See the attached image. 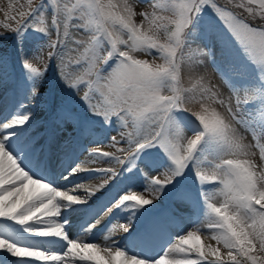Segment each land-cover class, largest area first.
<instances>
[{
	"label": "snow or ice",
	"instance_id": "snow-or-ice-1",
	"mask_svg": "<svg viewBox=\"0 0 264 264\" xmlns=\"http://www.w3.org/2000/svg\"><path fill=\"white\" fill-rule=\"evenodd\" d=\"M138 2L147 3L148 0ZM259 4L264 9V0H259ZM229 5L243 8L239 0H228V4L222 6H218V0H181L180 3L170 5L173 18L161 17L168 20L167 24L154 26L151 18L156 16V12L143 13L149 25L145 30L142 23L134 21L135 12L127 0L123 5L124 14L115 10L119 6L112 0H107V3L104 0H84L81 6L83 17H90L95 26L89 44L94 49H99L102 44L106 45V55L99 56L98 60L105 66L110 61L114 63L106 76L103 75V68L97 69V82L104 81L102 87L110 96V101L103 110H97V105L88 102L86 93L80 97L85 104V112L74 114L70 110L69 98L62 102L63 116L76 125L79 138L87 137L91 140H104L106 128L120 133L126 118H130L137 127L142 123L159 121L162 129L167 125L175 131V136L169 138L163 130H154L135 141L128 140L127 134L122 133L124 142L129 143L130 147L135 145V151L129 156L121 158L98 149H87L90 159L86 161L91 163L101 158L114 161L123 165L120 172L114 168L84 169L79 163L61 177L68 180L81 171L93 172L97 178H103L95 186L77 184L75 189L62 191L54 186V182L40 174L39 167H34L47 148L46 145L37 147L38 138L31 135L34 124L31 123V112L25 111L29 107L26 101L39 94L37 83L44 78L48 69L45 66L41 71L27 59L21 58L23 78L22 83L17 85L16 94L22 95L23 99L17 104V110L10 119L0 120V264H264V168L256 170L255 164L247 159L226 158L229 155L247 156L249 152L246 149L254 145L242 143L231 122L214 109L209 112L207 107H203L205 94L210 89L200 91L202 111L188 113L191 119H186L185 113L188 110L182 107L186 100L182 94L185 90L179 87L180 64L177 50L190 44L194 37L207 39L211 26L206 24L203 16L210 7L217 19L225 25L240 55L256 73L250 78L238 74L234 79L228 80L236 93V99L235 107L231 101L225 105L227 113L231 121L246 126V131L250 129L255 138L264 139V23L250 25L243 17L237 18ZM160 7L159 4L154 5V8ZM43 10L42 3L29 13L30 18ZM58 11L59 9L54 10L53 17L57 40H51L45 29H34L46 40L40 50L34 53L37 58L43 56V48H50L53 51L47 54L49 60L62 59V53L56 51L66 47L59 37V23L55 16ZM247 11L253 13L251 7ZM24 15L20 13V16ZM261 16H264V12ZM4 27L20 38L31 27V23L26 20L14 29L9 24ZM64 27V35L67 36V22ZM72 27L78 28L79 25L73 24ZM161 28L170 33L168 43H159ZM197 29L202 31L198 34ZM217 39L221 43L223 54L231 56L229 41L219 33ZM157 49L159 52L156 54L164 57L163 64H150L133 55L136 51L151 54ZM200 54L204 53L201 51ZM6 65V60L0 58V82H3ZM60 78L66 88L78 92L79 84L69 83L63 75ZM166 90L172 94L165 95ZM186 91L193 93L191 100L197 99L193 90ZM241 91L245 93L243 99ZM215 95L211 93V96ZM220 103L225 104L223 100ZM31 107L35 108V105ZM184 129L195 133L194 138L187 140L186 148L180 143L184 138ZM105 142L118 144L121 141L108 136ZM148 148L160 150L161 160L154 167H159L164 179L156 175L150 176L143 169H138V162ZM259 149L261 158H264V143L259 145ZM206 155L215 156L221 161L215 165L217 171L214 175L220 177L219 183L222 185L219 191L222 203L207 204V229L213 233L217 245L227 249V259L220 247L210 244L205 246L201 242L198 234L201 230L199 219L193 223L196 230L182 229L186 234H180L175 243H171L172 238L170 242L161 245L163 250L171 243V247L163 255L157 253L159 258L146 254L143 246L156 236L166 233L169 226L177 221L178 218L173 215L176 201L189 203L197 218L203 212L205 197L201 196L194 201L190 191L182 187V180L187 179L186 174L189 172L198 182L206 179L196 170L198 161ZM122 177L125 184L121 188L118 186ZM141 183L144 189L151 187L154 195L159 193L155 195L156 200L166 196L169 202L159 207L153 199L129 191ZM114 188L116 191L113 194ZM77 189H83V197L70 194ZM97 193H100V197L95 205L86 215L81 214L77 233L70 235L72 225L68 215L76 211L75 205H87ZM117 210L129 213L127 223H118L120 218L117 216L115 222L108 224L106 229L110 233L114 230L127 233L131 239L126 246H122L119 240L112 239L111 235L104 236L105 241L112 242L103 247L98 243L79 239L85 233L91 236L101 219L113 216ZM134 221L140 227L130 231ZM42 239H47L51 247H42ZM29 240L32 242H27ZM172 252L181 254L183 258L168 259Z\"/></svg>",
	"mask_w": 264,
	"mask_h": 264
},
{
	"label": "rangeland",
	"instance_id": "rangeland-1",
	"mask_svg": "<svg viewBox=\"0 0 264 264\" xmlns=\"http://www.w3.org/2000/svg\"><path fill=\"white\" fill-rule=\"evenodd\" d=\"M222 0H218V6L224 5ZM226 1V0H225ZM107 3V0H104ZM113 3L117 4L119 7L115 9L121 14L123 12V5L125 0H112ZM181 0H148L147 3H140L138 0H127V3L132 6V10L135 12L133 17L137 24H143V28L146 30L148 28V19L145 18L143 13L145 12H156V16L153 19L154 26L156 24H167V19H161V17L173 18L174 13L170 9V5L174 3H180ZM245 2V3H244ZM244 9L249 7L253 8V4L258 3L259 0H244ZM44 4V10L35 15L34 17L29 16L38 6ZM84 0H0V33H3L0 37V58H4L7 62L6 68L4 69L5 75L3 82H0V104L3 107H14V111L8 113L5 116L0 115V120L10 119L15 114V108L20 100L23 99L22 95L16 94L17 85L22 83L23 78V68L21 65V58H25L29 63L38 67L41 71L47 66V72L44 78L37 83L38 95L32 97L31 100L26 101L29 107L25 111H29L32 114L31 123L34 127L31 130V135L37 137V146L45 145V140L48 139V144L46 145L50 157H52L53 164L62 166L60 170L61 176L67 175L71 168L76 167L80 163V167L84 169L90 168H114L117 172L121 171L123 165L117 164L114 161H105L103 158L98 159L94 162L88 163L89 154L87 149H94L113 153L121 158H126L133 151H135V145L131 147L129 143L124 142L122 139V133L127 134V139L130 141H135L141 135H146L152 131L165 132L169 138L175 136V131L171 130L165 125L163 129L161 128L160 122L144 124L142 123L140 127H137L130 118H126V123L121 126V132L114 129H105L104 140H91L90 138H79L76 125L69 119L63 116V111L61 105L63 101L71 99V112L84 113L85 104L81 101L80 97L85 96L87 93L89 97V103L97 105V110H103V108L109 103L110 96L107 94L106 90L102 87L104 81H98L97 69L100 64L98 57L105 55L107 51L106 45L102 44L99 49H94L90 46L89 41L94 30V24L91 23V18H84L81 6ZM155 4H159L160 8H154ZM260 5V4H259ZM59 9L55 12L56 20L59 23V37L66 47L61 49H56V51L62 53L61 58H53L49 60L48 53L53 51L50 48H43V56L37 58L34 53L40 50V47L46 43L44 36L39 31H34V29H45L50 36V39L57 40L58 33L53 27V17L54 10ZM233 11L232 9H230ZM255 11L259 12V8H255ZM264 11V9H263ZM20 13H24V16H20ZM15 17V19H12ZM237 18H240L237 16ZM204 21L207 25H210V30L207 39L204 38H193L190 44H185L181 49L177 50V60L180 64V85L179 87L185 90L182 94L186 97L185 102L182 107L188 111L185 113L186 119H191L188 113H196L202 111V105L200 101V91L204 88L210 89L209 93L205 94V103L203 107H207L208 111L211 112L213 109L224 116V118L233 124L236 130L238 138H241V142L246 145H254V147H249L246 151L249 152L247 156H232L229 155L226 158H238L250 160L256 166V170L264 168V158L260 156L259 145L264 143V139H257L251 133V130H245L246 126H241L231 121V117L227 113L226 104L231 101L233 107H235L236 93L231 89L228 80L230 78H235L238 74H243L245 78H250L256 75L254 69L244 60L243 56L240 55L238 47H236L235 42L232 37L228 35L225 25L217 19L213 10L209 7L205 10ZM30 20L31 27L26 33L20 38L17 34L11 31L9 28H5V24H9L12 29L23 24L24 21ZM65 22L68 24V34L64 35L65 32ZM73 24H78V28L72 27ZM191 27V26H189ZM199 34L202 29H197ZM223 34V37L227 39L232 47L231 56H226L222 52V47L220 41L217 39V34ZM96 35H100L96 33ZM168 31L163 28L159 32V43L164 44L169 42ZM124 38H127L126 36ZM22 42V43H21ZM22 49V51H21ZM204 54L201 55L200 52ZM159 50H155L154 53H145L143 51H136L133 53L135 58L147 60L150 64H163L164 57L162 54H156ZM59 65V68L57 67ZM217 65L219 67H217ZM114 66L112 61L109 62L107 66L103 65V75L107 73ZM61 75H63L69 83H77L80 85L78 92H73L66 88L65 84L61 80ZM193 90L197 99L195 101L191 100L192 92L186 90ZM211 93H215V96H211ZM165 95L172 94L170 91L166 90ZM250 94V93H249ZM241 99L244 98L245 93L240 92ZM223 100L225 104H221L220 101ZM35 105V108L31 106ZM195 133L191 130L184 129L183 139L180 141L182 145L186 148V143L188 139L194 138ZM53 136V137H52ZM108 136L116 137L118 144H111L105 142ZM66 139V142H62V139ZM39 141V142H38ZM75 141L74 149L72 143ZM72 142V143H71ZM69 143V144H68ZM53 144L55 148L53 147ZM118 149H125V151H119ZM47 154V153H46ZM161 152L158 148H148L142 154L140 161L138 162V169H143L144 172L151 175L159 176L160 179H164V175L159 171V167H154L161 160ZM68 159L69 162H66ZM211 161V163H207ZM221 161L215 156H203L200 161H198L197 171L206 177L203 182H198L197 178L193 176L191 172L187 173V179L182 180V187L190 191L193 200H198L201 196L205 197L204 209L201 215L197 218L191 211V205L189 203H183L181 201H176L174 204L175 212L174 216L178 219L169 226L166 233H162L156 236L150 243L143 246V251L148 255H154L159 258V255H163L167 251L168 247H171V243H175L180 234H186V231H181L186 229L187 231L196 230L193 226L194 221L199 219L201 225V230L198 234L201 237V242L207 245L218 246L221 248L222 254H224L225 259H227L226 253L227 249L223 248L222 245H217L216 240L213 238V233L207 229L208 215H207V204L216 203L219 205L222 203V197L219 196V191L222 185L219 183L220 177L214 175L217 171L215 168L216 164ZM36 167V165H34ZM51 170H54L52 168ZM127 175V174H125ZM50 179V178H49ZM73 179L67 186H61L55 184L62 191H66L69 188H75L77 184H83L85 186H92V184H99L101 179L97 178L96 173L81 171L75 176L69 177ZM51 180V179H50ZM49 180V181H50ZM92 183V184H91ZM125 182L123 177L121 178V183L118 187H124ZM116 189H113V194ZM129 191L135 192L138 195H142L145 198L153 199L157 206L162 207L169 202V198L166 196H161L160 200L155 199L154 192L151 187L148 189L143 188V183L139 186L129 189ZM70 194L84 196V192H76L75 190ZM126 194V193H125ZM100 197V193H97L96 197H93L88 201L87 213L91 210L92 206L95 205L96 200ZM82 206V205H79ZM78 208V205L74 206ZM151 207V206H149ZM82 209L74 212L72 215H68V219L73 225L70 235H75L77 233V226L81 222ZM84 212V214H87ZM117 216L120 218L118 223H127L129 213L121 212L117 210L116 214L111 217H104L101 219L100 223L97 224L93 231L91 237L83 240L81 236L79 239L83 242L88 243H98V239H103L105 235H111L112 239L119 240L122 246H126L131 239L127 233H123L119 230H114L109 232L106 227L112 221L115 222ZM143 219V217L141 218ZM140 227V224L133 222V228L130 231H135ZM30 235V234H26ZM124 236V239L121 237ZM102 237V238H101ZM91 238V240L89 239ZM173 240L171 241V239ZM168 243L166 247L161 250V245ZM31 243L32 241H27ZM104 244H100L102 247L105 244H110L112 241H104ZM258 246V244H257ZM132 254V253H130ZM261 254V253H257ZM142 258V257H141ZM168 259H182L183 256L179 253L172 252ZM238 259H240L238 257ZM78 260V258H77Z\"/></svg>",
	"mask_w": 264,
	"mask_h": 264
},
{
	"label": "bare ground",
	"instance_id": "bare-ground-1",
	"mask_svg": "<svg viewBox=\"0 0 264 264\" xmlns=\"http://www.w3.org/2000/svg\"><path fill=\"white\" fill-rule=\"evenodd\" d=\"M15 110H17V108H15ZM12 111H14V107H12V105L9 107H3V105L2 104H0V115L1 116H5V115H7L8 113H10V112H12ZM53 137V136H52ZM62 142H66L67 143V140L66 139H62L61 140ZM69 144V143H68ZM53 147L55 148V146H54V144H53ZM74 149H77L75 146H74ZM52 156V155H51ZM67 162H69L68 160H67ZM53 166V168H54V170H52V172H50V173H42V172H40V174L41 175H43V176H46L50 181H52V182H54L55 184H57V185H61V186H67L73 179H68V180H63L61 177V172H62V170H60L61 168H62V166L60 167V166H58V165H56V164H53L52 165ZM92 184V183H91ZM96 184H92V186H95ZM75 189V188H74ZM76 192H84L83 191V189H77V190H75ZM87 207V205H82V206H79L78 205V208H76V211H78L79 209H82V210H84V211H82L83 213L82 214H84V212H86L87 213V209H85ZM75 211V212H76ZM74 212H70V214H69V217H70V215H72ZM73 224V223H72ZM71 224V225H72ZM72 227H73V225H72ZM88 237H91V236H89L88 234H83V235H81V238L83 239V240H85V239H87ZM102 238V237H101ZM90 240H91V238H89ZM103 240H104V238L103 239H98V244H104V242H103ZM105 241V240H104ZM41 243H42V247H44V248H50L51 247V245L50 244H48V242H47V239H42L41 240ZM171 254V253H170ZM169 254V255H170Z\"/></svg>",
	"mask_w": 264,
	"mask_h": 264
},
{
	"label": "trees",
	"instance_id": "trees-1",
	"mask_svg": "<svg viewBox=\"0 0 264 264\" xmlns=\"http://www.w3.org/2000/svg\"><path fill=\"white\" fill-rule=\"evenodd\" d=\"M240 1L241 0H239V2ZM258 7H260V6L258 5ZM238 10L242 11L241 17H243L245 19V21L248 22L250 25H253L254 26L253 23H259L260 24L261 21H264V16H261V13L264 12V11L261 8H260V11L259 12L253 10V13L254 14L253 13H249L244 8H242V9L241 8H238Z\"/></svg>",
	"mask_w": 264,
	"mask_h": 264
}]
</instances>
